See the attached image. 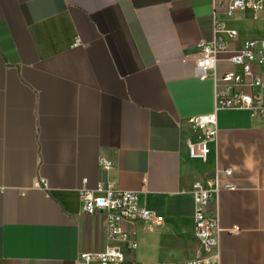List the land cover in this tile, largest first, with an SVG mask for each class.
<instances>
[{
	"label": "crops",
	"instance_id": "obj_1",
	"mask_svg": "<svg viewBox=\"0 0 264 264\" xmlns=\"http://www.w3.org/2000/svg\"><path fill=\"white\" fill-rule=\"evenodd\" d=\"M212 12L213 0H0V264H77L108 246L131 264L193 259L192 186L219 168L237 189L207 208L220 227L211 264H264V115L220 109L207 160L188 151L189 118L215 110V81L195 65ZM226 23L240 32L232 49L264 39V10ZM102 181L163 221L109 236L104 213L81 209Z\"/></svg>",
	"mask_w": 264,
	"mask_h": 264
},
{
	"label": "built area",
	"instance_id": "obj_2",
	"mask_svg": "<svg viewBox=\"0 0 264 264\" xmlns=\"http://www.w3.org/2000/svg\"><path fill=\"white\" fill-rule=\"evenodd\" d=\"M246 9L264 10V0H213V38L201 39L198 47L201 56L196 60V69L202 79L213 78L216 86L215 110L189 118L196 137L188 141V151L192 158L207 160L211 143L218 133L217 111L220 109H247L255 115H264V78L257 73L256 66L264 63V39L247 40L238 49H232L225 38L235 41L239 30L227 25L226 19L233 18ZM79 41L76 42L78 44ZM229 62L234 69L218 73V65ZM104 170L112 168L109 160L102 159ZM231 168L217 169L205 180L195 181L192 193L195 202V234L200 247L195 258L173 264H211L208 254L217 244L220 227L216 216L209 215L207 208L212 199H217L222 190H235ZM82 211L105 214L104 228L113 237L126 240L129 234L118 224L124 222H150L160 224L164 216L144 205L139 194L124 191L112 182H99L96 188H84L80 193ZM133 245H135L133 243ZM77 264H131L123 250L108 246L101 252H82Z\"/></svg>",
	"mask_w": 264,
	"mask_h": 264
}]
</instances>
